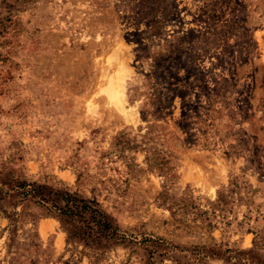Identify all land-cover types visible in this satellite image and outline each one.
Here are the masks:
<instances>
[{
    "label": "rangeland",
    "instance_id": "rangeland-1",
    "mask_svg": "<svg viewBox=\"0 0 264 264\" xmlns=\"http://www.w3.org/2000/svg\"><path fill=\"white\" fill-rule=\"evenodd\" d=\"M23 183L161 238L153 264H264V0H0V264H92Z\"/></svg>",
    "mask_w": 264,
    "mask_h": 264
},
{
    "label": "trees",
    "instance_id": "trees-1",
    "mask_svg": "<svg viewBox=\"0 0 264 264\" xmlns=\"http://www.w3.org/2000/svg\"><path fill=\"white\" fill-rule=\"evenodd\" d=\"M182 39V37L177 38L178 41ZM172 47L173 45H166L170 55L174 54ZM170 55L161 59L163 61L167 60L169 63L172 60ZM158 64L160 66V63ZM178 94L180 97L182 96L181 93ZM150 99L157 101L159 106L162 105V97H150ZM166 103H163V105ZM147 112V109L141 111L143 118L146 117ZM19 187L24 188L25 194L38 195L43 202L49 200L57 210L58 215L65 216L69 220L72 227L67 231V243L80 244L83 249H88L93 258L92 264H96L105 252L117 245H129L133 249L138 248L140 259L144 260L145 264H153L154 255L160 250L161 246H165L159 237L144 236L140 240L135 239V241L127 238L125 233L120 231L113 218L100 207L95 199L79 198L75 193L69 191L53 192L45 185H35V183H23ZM60 201L63 203L61 204Z\"/></svg>",
    "mask_w": 264,
    "mask_h": 264
},
{
    "label": "bare ground",
    "instance_id": "bare-ground-1",
    "mask_svg": "<svg viewBox=\"0 0 264 264\" xmlns=\"http://www.w3.org/2000/svg\"><path fill=\"white\" fill-rule=\"evenodd\" d=\"M113 88H114V87H111L109 90L114 92L115 90H114ZM114 93H115V92H114ZM111 94H113V93H111ZM119 94H120V93H119ZM114 97H115L116 99H119V97L117 96L116 93H115V96H114ZM118 101H119V100H118ZM118 103H119V102H118ZM120 104H121V103H120ZM120 104H119V105H120Z\"/></svg>",
    "mask_w": 264,
    "mask_h": 264
}]
</instances>
